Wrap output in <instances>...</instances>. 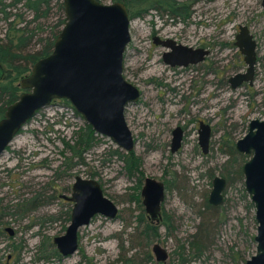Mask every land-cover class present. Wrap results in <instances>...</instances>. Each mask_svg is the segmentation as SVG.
<instances>
[{
    "label": "rangeland",
    "instance_id": "374dc122",
    "mask_svg": "<svg viewBox=\"0 0 264 264\" xmlns=\"http://www.w3.org/2000/svg\"><path fill=\"white\" fill-rule=\"evenodd\" d=\"M178 1H196L186 24L153 12L129 24L123 76L137 87L140 98L127 106L125 120L135 139L132 154L141 164L138 174L128 175L125 153L100 135L94 134L90 149L73 158L65 144L74 146L80 130L88 125L67 101H52L0 155V264H157L151 253L156 242L169 254L165 264H176L183 253L186 260L189 256L184 264H245L256 255V209L245 190L244 176L238 175L249 157L230 151L247 135L253 120H264L262 0ZM12 12L23 15L18 21L11 17L15 29L32 20V14L20 6ZM59 16L55 6L49 18L29 23V29L38 25L43 32L37 38L46 36V28ZM241 25L250 29L257 42L256 76L252 86L247 83L234 90L230 78L247 69L235 45ZM8 29L0 14V39ZM155 33L211 54L198 65L171 69L161 60L165 49L153 46ZM37 38L29 50L39 48ZM201 121L212 129L206 157L198 147ZM176 127L185 130L184 142L178 153L170 154V132ZM139 175L141 180L149 177L167 184L163 211L170 230L161 228L160 237L149 246L135 228L139 209L131 197ZM76 176L95 180L119 214L114 220L93 218L78 231L77 253L52 258L57 253L53 239L65 234L72 207L62 196L70 197ZM215 176L232 182L224 205L207 212L205 200ZM6 229L13 231L12 236ZM197 254L200 258H195Z\"/></svg>",
    "mask_w": 264,
    "mask_h": 264
},
{
    "label": "water",
    "instance_id": "95a60500",
    "mask_svg": "<svg viewBox=\"0 0 264 264\" xmlns=\"http://www.w3.org/2000/svg\"><path fill=\"white\" fill-rule=\"evenodd\" d=\"M65 23L57 35L49 56L38 60L18 86L22 93L6 107L0 119V155L20 130L41 109L54 100H65L96 135L110 139L129 153L134 148L124 111L140 97L139 90L123 76L124 54L130 42L129 14L121 2L103 4L97 0H61ZM264 8V0H262ZM155 45L158 43L154 42ZM236 46L244 56L245 73L231 77L232 89L244 83L253 85L257 64V42L247 26H240ZM162 56L166 66L187 67L204 62L208 50L193 49L167 40ZM3 67L0 64V81ZM210 128L201 125L200 144L206 150ZM180 129L174 130L172 150L179 147ZM240 153L252 158L244 165L245 190L256 209L257 252L246 264H264V120H253L248 134L237 143ZM225 180L216 177L210 203L220 205ZM163 184L152 178L144 180L141 197L145 211L154 219L163 200ZM73 203L70 223L63 236L53 244L62 257L77 250V232L95 216L113 219L116 206L103 196L99 184L77 176L69 198ZM11 235L13 232L7 229ZM156 261L165 262L167 254L158 244L152 246Z\"/></svg>",
    "mask_w": 264,
    "mask_h": 264
},
{
    "label": "trees",
    "instance_id": "16d2710c",
    "mask_svg": "<svg viewBox=\"0 0 264 264\" xmlns=\"http://www.w3.org/2000/svg\"><path fill=\"white\" fill-rule=\"evenodd\" d=\"M100 2V0H97ZM112 2H121L125 5L129 19H143L149 12H153L159 17H166L171 22H179L186 24L193 15V4L196 2L178 1V0H111ZM201 1V0H199ZM20 6L26 12L32 14V20L26 23L23 27L15 29L16 26L11 21V17H16L17 21L22 19L23 15L13 14ZM56 6L59 13L58 20L55 24L50 25L46 36H37L43 32L40 26L29 29V23L39 19L49 18L52 9ZM0 14L2 19L8 22V33L4 38L0 39V64L3 67V78L0 81V119L7 106L15 102L18 96L22 93L19 88V81L31 72L32 66L40 59L50 55L54 41L63 27L65 20L63 16V6L61 0H11L9 3L0 1ZM37 38L39 48L37 50H29V46L34 38ZM68 104V103H67ZM94 132L89 126H85L80 130L79 139L74 146L65 147L73 155V158L79 157L81 153L90 149L95 140ZM234 154V153H233ZM139 159L132 153L124 156L125 170L128 175L139 169ZM238 175L242 176V167L238 171ZM33 205V204H32ZM146 234V235H145ZM148 233H144L145 236ZM148 244V243H147ZM201 251L198 249V252ZM53 257L59 259V255L54 252ZM149 258V256H146ZM48 260L50 256L45 257ZM151 260V259H150Z\"/></svg>",
    "mask_w": 264,
    "mask_h": 264
},
{
    "label": "flooded vegetation",
    "instance_id": "af4514ba",
    "mask_svg": "<svg viewBox=\"0 0 264 264\" xmlns=\"http://www.w3.org/2000/svg\"><path fill=\"white\" fill-rule=\"evenodd\" d=\"M129 14V13H128ZM158 16V15H157ZM159 17V16H158ZM130 20H132V19H130ZM238 35V34H237ZM236 35V36H237ZM255 39V38H254ZM155 40H156V42L158 43V45H155L154 44V42H155ZM167 40H171V41H174L173 39H171V38H169V37H162V36H160V34L159 33H155L154 35H153V37H152V39H151V41H152V43H153V46H155V47H160V48H162V49H165V51H164V53L167 51V49L166 48H164L163 46H162V43H164V42H166ZM175 42V41H174ZM176 43V42H175ZM235 43H236V39H235ZM176 44H179V43H176ZM236 45V44H235ZM205 50V49H204ZM210 52V51H209ZM164 53H162V56H163V54ZM241 53V52H240ZM211 54V53H210ZM210 54L206 57V59L210 56ZM162 56H161V60H162ZM205 59V60H206ZM244 60V59H243ZM163 62V61H162ZM201 63H203V62H201ZM200 64V63H199ZM198 65V64H197ZM188 66H190V65H188ZM256 66H257V64H256ZM169 67V66H168ZM169 68H171V67H169ZM174 68H180V67H174ZM174 68H171V69H174ZM183 68H186V67H183ZM247 70V69H246ZM246 72V71H245ZM245 72H243V73H245ZM255 76H256V71H255ZM244 84H247V83H244ZM243 84V85H244ZM249 84V83H248ZM243 85H241V86H243ZM240 86V87H241ZM251 86V85H250ZM136 87V86H135ZM137 88V87H136ZM140 92V91H139ZM140 98V97H139ZM138 102V101H137ZM136 102V103H137ZM124 118H125V111H124ZM125 122H126V120H125ZM127 124V123H126ZM202 124H204V125H207V126H209L208 124H206L205 122H200V124H199V130H198V135H199V137H198V147L200 148V150H201V153L203 154V156H208L209 155V153H210V149H211V139H212V129L210 128V126H209V128H210V131H211V133H210V137H209V142H208V146H207V149L205 150L202 146H201V144H200V131H201V125ZM251 124V123H250ZM250 124H249V129H250ZM180 129V131H181V139H180V142H179V147L175 150V151H173L172 150V139H173V134H174V130H176V129ZM249 129H248V132H249ZM93 131V130H92ZM130 131V130H129ZM94 132V131H93ZM95 134V133H94ZM248 134V133H247ZM96 135V134H95ZM132 135V134H131ZM170 135H171V139H170V145H169V150H170V154H175V153H178L180 150H181V148H182V146H183V142H184V136H185V130L184 129H182L181 127H176V128H174V129H172L171 130V132H170ZM132 139H133V143H134V147H135V139H134V137H133V135H132ZM241 140V139H240ZM239 141V140H238ZM238 141L236 142V144L234 145V146H231V151H230V154H232V153H234V152H236V153H238V154H241V156L242 157H245V158H248L249 157V160H250V158H252V154H250V155H246V154H243V153H240L239 151H238V149H237V143H238ZM121 150V149H120ZM123 151V150H122ZM133 151H134V148H133V150L131 151V152H129V153H125L124 151V153H125V155H128V154H130V153H133ZM248 160V161H249ZM247 161V162H248ZM247 162H245L244 163V165L247 163ZM140 162H139V169L137 170V171H133L132 173H131V175L132 174H134V173H136V174H138V171L140 170ZM244 165H241V167H242V177L244 176V174H243V167H244ZM127 172V171H126ZM237 174V173H236ZM77 177V176H76ZM75 177V178H76ZM139 177H140V179L138 180V183H137V185H136V187L134 188V190H136L135 191V193H134V195H132V197H131V199H132V201L136 204V206H137V208L139 209V214L137 215V217L135 218V228H136V230H138L139 231V237L141 238V240H142V242L146 245V246H149L150 245V243L154 240V239H158L159 237H160V235H159V230L161 229V228H164L166 231H168V230H170V222H169V220H168V217H167V215L166 214H164V211H163V207H164V204H165V201H166V190H167V184L166 183H164V182H162V181H158V180H156L158 183H161V184H163V188H164V191H163V200H162V202L160 203V208H159V212H158V214L155 216V218L154 219H152L150 216H149V214H147L146 213V211H145V207H144V205H143V199H142V197H141V189H142V187H143V184H144V180L146 179V178H149V177H145V178H143V180H141L142 178V176L141 175H139ZM216 177H219V178H221V179H223V180H225V183H226V185H225V189H224V191H223V193H222V196H223V201H222V203L220 204V205H218V206H216V205H213V204H211L210 203V194H211V192H210V194H209V196H208V198H207V200H205L206 202H205V204H206V207H207V212H209L210 210L211 211H215V210H217V209H220V207H222L223 205H224V203H225V192H226V189L229 187V186H231V182H232V180L230 179V178H224V176H215L214 178H213V180H212V190H213V183H214V179L216 178ZM212 178V177H211ZM153 179V178H152ZM88 180H93V179H88ZM155 180V179H154ZM74 181H75V179H74ZM95 181V180H94ZM100 186V185H99ZM72 187H73V184L71 185V193H72ZM100 188H101V186H100ZM101 191H102V193H103V190H102V188H101ZM70 196H71V194H70ZM103 196L104 197H106L105 195H104V193H103ZM67 198H69V197H66V196H62V199L63 200H65L66 202H68V203H70L71 205H72V207H71V210L67 213V221H68V223H70V216H71V211H72V208H73V203L72 202H70L69 200H67ZM108 199V198H107ZM109 200V199H108ZM112 202V201H111ZM113 203V202H112ZM114 204V203H113ZM115 205V204H114ZM116 206V205H115ZM116 208H117V206H116ZM119 211H118V208H117V214L115 215V217L113 218V219H109V220H114V219H117V217H118V213ZM95 217H97V216H95ZM95 217H93V218H95ZM101 217H103V216H101ZM92 218V219H93ZM105 218V217H104ZM91 219V220H92ZM105 219H107V218H105ZM91 220H90V222H91ZM90 222H89V224H90ZM88 224V225H89ZM69 225V224H68ZM85 227V226H84ZM67 228V227H66ZM81 229V228H80ZM79 229V230H80ZM78 230V231H79ZM66 231V230H65ZM6 232H7V229H6ZM13 232V231H12ZM8 234H9V231L7 232ZM144 233H148L147 235L148 236H145L144 235ZM13 234V233H12ZM12 234L10 235V236H12ZM148 243V244H147ZM155 244H158L157 242L156 243H154V244H152V246L153 245H155ZM257 244V243H256ZM160 247H161V245L160 244H158ZM152 246H151V253H152V255H153V252H152ZM78 248H79V236H78V232H77V250H76V252L75 253H77V251H78ZM161 248H163V247H161ZM164 250H165V252H166V254H167V258H166V260H165V262H158V261H156V259H155V256H154V261L157 263V264H165L167 261H168V259H169V254H168V252L166 251V249L165 248H163ZM257 249V248H256ZM58 253V252H57ZM74 253V254H75ZM198 254H201V251H199L198 252ZM197 254V257H195V258H200V255H198ZM58 255H59V258L61 257V258H66V257H62L59 253H58ZM146 256H149V260L151 259V255H150V253L148 252L147 254H146ZM178 258H177V263L176 264H184L185 262H188V258H189V256L187 255V260L185 259V255H184V253L182 254V255H179V256H177ZM152 260V259H151ZM150 260V261H151ZM247 262V261H246ZM246 264V263H245Z\"/></svg>",
    "mask_w": 264,
    "mask_h": 264
}]
</instances>
